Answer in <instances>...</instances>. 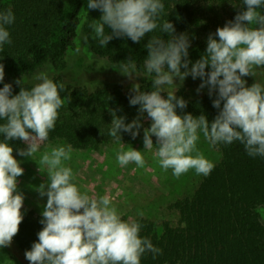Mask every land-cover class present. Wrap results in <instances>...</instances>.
Returning <instances> with one entry per match:
<instances>
[{
  "label": "clouds",
  "instance_id": "1",
  "mask_svg": "<svg viewBox=\"0 0 264 264\" xmlns=\"http://www.w3.org/2000/svg\"><path fill=\"white\" fill-rule=\"evenodd\" d=\"M240 4L243 10L208 35L204 53L192 62L187 34L176 35L168 20L161 23L164 0H87V9L101 12L89 24L101 47L120 37L138 43L157 29L168 35L166 40L162 35L152 36L145 45L148 52L142 70L133 59L121 63L120 72L130 80L151 78V90L133 85L129 104L139 106V115L130 123L112 113L108 134L114 141H122V132L135 139L146 114L150 127L143 128L144 149L155 147L153 155L160 167L176 177L189 170L208 176L214 168L197 148L201 135L210 146L239 142L248 156L264 157V84L256 81L246 86L243 79L254 76V67L264 66V13L260 11L264 0H240ZM14 22L11 8L0 10V50L11 44L8 26ZM4 75L0 63V248L11 244L23 220L24 196L17 186L23 169L12 155L9 141L22 140L27 147L17 154L32 158L55 128L64 89L41 71L32 77L35 83L30 88L17 80L20 91L13 95L12 84L4 83ZM188 76L201 80L198 91L207 87L210 96L215 93L213 107L218 114L213 121L203 114H178L177 109L186 108V101L176 96V81L182 84ZM72 150L71 144H61L41 157L47 166V181L37 191L47 200L37 241L25 251L30 264H141L146 252L154 257L160 254L161 249L140 235V223L123 219L107 195L92 197L80 191L72 169L62 163L71 158ZM117 162L145 166L142 152L132 147H122Z\"/></svg>",
  "mask_w": 264,
  "mask_h": 264
},
{
  "label": "trees",
  "instance_id": "2",
  "mask_svg": "<svg viewBox=\"0 0 264 264\" xmlns=\"http://www.w3.org/2000/svg\"><path fill=\"white\" fill-rule=\"evenodd\" d=\"M164 4L161 23L168 20L176 35L187 34L192 62L204 53L208 35L233 20L244 7L237 0L224 4L215 0H164ZM8 8L12 9L15 22L8 26L11 44L0 50L4 83L12 84V94H18L21 85L17 80L30 88L33 84L28 79L48 67L51 79L64 85L60 93L63 106L47 141L63 140L78 150H98L114 144L116 141L108 134L112 113L125 117L126 123L139 115V106L129 104L133 86L104 83L91 89L87 83H72L66 78L71 57L81 44L85 21L93 18L92 12L98 20L101 12L87 9V0H0V10ZM260 11L264 13V9ZM161 35L168 39L157 29L138 43L120 37L104 47L93 35L88 50L114 65L133 59L142 70L148 52L145 45L152 36ZM137 78L141 90H151V78ZM162 96L166 97V93ZM176 96L186 101V108L177 109L178 114H203L209 122L218 114L213 107L215 93L199 94L181 85ZM142 125L139 134L150 127L146 114ZM121 135L132 137L129 133ZM9 144L14 152L27 147L20 139L10 140ZM216 147L221 158L211 173L202 177L193 192L169 205V210L176 212V221L165 218L158 222L147 217L137 220L140 235L161 249L155 257L146 252L141 264H264V157L248 156L239 142ZM21 212L23 220L12 243L18 248L22 263L30 264L25 251L37 241L42 217L34 212L23 213L22 208Z\"/></svg>",
  "mask_w": 264,
  "mask_h": 264
},
{
  "label": "rangeland",
  "instance_id": "3",
  "mask_svg": "<svg viewBox=\"0 0 264 264\" xmlns=\"http://www.w3.org/2000/svg\"><path fill=\"white\" fill-rule=\"evenodd\" d=\"M222 4L233 0H215ZM240 3V0H237ZM95 13L90 14L81 30V44L78 50L71 57V68L66 72L68 81L82 82L89 84L91 89H95L100 84L123 83L127 86H133L139 82L130 80L120 72V65H114L107 59L98 57L88 50L92 42L93 33L89 24L95 19ZM45 72L49 78L52 77V71L48 67L42 68L39 72ZM38 72V73H39ZM254 76L243 77L246 80V86L260 82L264 84V66L253 68ZM33 77V76H32ZM30 77L28 80L34 84L35 81ZM186 85L195 93H204L208 88L198 91L201 80H193L188 76L181 84ZM153 144H156V138L152 137ZM68 144L66 141H43L40 142L39 151L32 158L19 156L17 152H12L14 158L19 162L23 169V174L17 177L18 191L24 196L22 205L23 213L34 212L41 215L43 206L47 197H41L38 188L39 185L47 181V166L41 162V157L45 152L58 145ZM123 147L124 150L134 148L140 150L145 160V166L140 168L134 163L121 166L117 162V153ZM197 148L206 158L214 163L220 160L221 152L216 146H210L201 135L197 143ZM71 158L62 161L63 165L72 169L74 182L80 191L87 193L92 197L107 195L113 206L117 209L122 218L129 221H137L139 218L147 217L161 222L163 219H176V212L169 210V205L182 196L190 194L198 185L203 175H197L193 170L176 177L171 170H163L157 159L154 157L155 147L144 149L143 132L135 139L123 136L121 142L103 146L98 150H78L72 147ZM176 221V220H175ZM18 253L16 256L12 253ZM21 254L18 248L11 242L10 245L0 248V264H23Z\"/></svg>",
  "mask_w": 264,
  "mask_h": 264
}]
</instances>
